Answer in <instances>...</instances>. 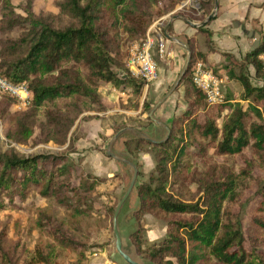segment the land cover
Here are the masks:
<instances>
[{"label": "trees", "instance_id": "obj_1", "mask_svg": "<svg viewBox=\"0 0 264 264\" xmlns=\"http://www.w3.org/2000/svg\"><path fill=\"white\" fill-rule=\"evenodd\" d=\"M181 1L56 0V13L34 12L29 1L20 14L10 0H0V77L11 84H23L30 94L26 109L7 113L15 98L0 93V119L8 121L4 137L23 143L36 125L41 141L62 144L76 115L104 110L97 93L100 81L129 86L133 94H139L143 80L131 76L124 67V49L143 38L150 23ZM210 4L211 0H199L196 8L188 11L198 12L196 18L202 21ZM178 14L189 13L180 10ZM203 33L209 36L206 30ZM204 43L206 50H212L208 39ZM263 47L264 40L241 62L229 61L222 66L226 77L239 83L241 93L237 99L225 94L221 103L210 106L216 107L217 113L209 117L211 108L188 72L189 64L197 57L202 59L203 53H194L187 43L189 61L181 78L185 109L168 123L164 140L132 137L135 146L140 142L150 146L154 162L147 179L132 186L138 210L159 213L165 220L164 237L142 250L138 230L132 233L135 250L149 260L158 264H204L210 259L217 264H264V177L253 176L254 168H264V71L256 58ZM247 66L260 78V84H251ZM219 68L212 70L217 73ZM142 109L149 106L143 102ZM212 156H238L242 164L231 172L212 161ZM192 160L202 168L191 174L196 198L182 193ZM70 177L65 152L21 154L12 147L0 148V210L11 206L14 198L24 200L33 190L75 215L84 214L79 204L93 191V182L85 179L73 187ZM250 184L255 186L256 201L245 235L241 214L248 201H240V195ZM234 204L239 211H232ZM39 217L43 220L37 221L38 226L56 244L79 247L61 219L45 213ZM2 237L4 232L0 231V264H16L4 251ZM51 250L35 245L30 259L22 264H51Z\"/></svg>", "mask_w": 264, "mask_h": 264}, {"label": "rangeland", "instance_id": "obj_2", "mask_svg": "<svg viewBox=\"0 0 264 264\" xmlns=\"http://www.w3.org/2000/svg\"><path fill=\"white\" fill-rule=\"evenodd\" d=\"M29 1H31L34 12L56 13L54 6L56 0H10L14 11L20 14H23L22 7ZM212 10L213 2L211 0L210 12ZM161 17L150 23L145 34L147 32L150 34L149 29L153 24L160 29L161 25L158 23L161 21ZM205 18L206 16L203 17V20ZM253 28L259 32L260 43L264 40V27L258 25ZM144 36L140 40L128 43L124 49L126 55L122 59V63L129 74L135 78L141 77L130 73L127 67V58L132 46L143 40ZM206 39L209 40V36ZM156 51V46L153 45L151 55L156 65V78L154 80L150 82L143 81L140 92L137 95L133 94L129 86L120 84L113 86L110 83L100 81L97 86V93L104 110H85L76 115L62 144L54 143L51 140L41 141L39 128L36 125L32 127L31 134L25 142L15 143L9 141L4 137L8 121L0 119L1 149L12 147L21 154L65 152L66 160L71 165V186L76 187L80 181L85 179L89 183L93 182V191L85 195L79 204L80 209L85 211L81 215L71 213V211L57 205L53 200L41 197L33 190L29 192L24 200L14 198L11 206L7 204L5 209L0 210V231L4 232V237H2L4 251L16 264H22L27 259H30L35 245H40L47 250L52 248L49 256L51 264H129L115 250L111 219L113 208L117 205L115 229L119 237L121 251L137 264H158L153 260H149L144 253H138L131 240L132 233L138 230L139 246L142 250L151 244H157L165 235L164 218L159 213L139 211L138 201L133 189L134 185L147 179L148 173L153 168L154 162L151 149L144 142H140L138 146H135L132 137L136 138V135L131 131H120V129L131 128L152 139L161 138L164 136L165 130L148 117V111L159 101L153 109L151 117L159 123L168 126L172 118L181 113L186 107V101L183 98L182 76L173 91L163 98V95L167 93L181 70L185 60V52L182 51L180 61L171 74L167 69L169 64L166 61H160V57L165 55L164 50L162 53ZM156 55L160 57H156ZM242 59L237 61L241 62ZM160 64L165 65L164 69H160ZM233 70L237 72V66ZM248 73L249 81L252 85L260 84V78L254 76L252 68L251 72ZM165 76L168 77L165 78ZM222 91L223 95L228 93L234 99H237L241 93V86L236 80L225 81V83L223 82ZM143 102L149 106L148 110L142 109ZM17 106V101L14 99L7 108V113L19 112L27 108H18ZM210 108L211 111H209L208 115L209 117H214L217 109L216 107ZM224 112L225 110L221 112V115ZM262 116L264 118V111ZM37 118L41 119L40 115H37ZM118 131L119 133L111 145V151L122 159L134 164L137 169L133 187L120 204L118 201L126 190L130 179L131 165L127 162H118L104 153L108 141ZM247 156H249V153H247ZM212 161L222 164L231 172H236L242 164L238 156H212ZM200 167L199 163L192 160L188 184L185 188H182V193L186 196H192L193 198L198 196L196 185L191 181V174H198L202 169ZM253 176L264 177V168H254ZM92 177H100L102 179L98 181ZM244 181L248 182V179ZM254 189L255 186L253 184L245 186L242 188L240 195V201H248L241 214L245 235L248 233L247 222L250 209L256 201L253 196ZM232 211H239V207L234 204ZM39 213H45L61 219L64 222L63 226L67 233L80 243L79 247L77 249H69L56 244L46 234L44 228L38 226L37 221L39 219L43 220L42 217H39ZM204 264L217 263L210 259Z\"/></svg>", "mask_w": 264, "mask_h": 264}, {"label": "crops", "instance_id": "obj_3", "mask_svg": "<svg viewBox=\"0 0 264 264\" xmlns=\"http://www.w3.org/2000/svg\"><path fill=\"white\" fill-rule=\"evenodd\" d=\"M197 2L198 0H183L161 17L158 23L161 25L160 29L157 25H151L149 35L161 39L165 52L164 56L156 55V57H160L161 62L166 61L169 64L167 69L172 74V70L174 72L180 61L182 51L185 54L188 51V43L194 53H203L201 60L205 64L210 67H220L217 73L224 83L231 82L232 79L226 77L222 66L227 65L229 61L243 58L250 52L256 38L257 44L259 43V32L253 27L258 25L264 27V0H217L213 18L203 25H200L201 21L196 18L198 12L188 11L190 8H196ZM180 10L188 12L190 16L178 14ZM198 27L201 30H198ZM203 30L209 33L212 46L210 51L206 50ZM159 67L162 70L165 65L160 64ZM251 68L247 66L248 72H251Z\"/></svg>", "mask_w": 264, "mask_h": 264}, {"label": "built area", "instance_id": "obj_4", "mask_svg": "<svg viewBox=\"0 0 264 264\" xmlns=\"http://www.w3.org/2000/svg\"><path fill=\"white\" fill-rule=\"evenodd\" d=\"M155 45L159 53L163 51L161 39L145 34L144 39L135 43L127 58V67L132 75H139L143 81L150 82L156 78V65L152 59L151 49ZM264 71V47L256 56ZM191 83L203 95L208 106L219 104L223 101V79L218 73H214L212 67L201 59L195 58L188 66ZM0 93L14 97L18 108L29 106L30 94L23 84H11L0 77Z\"/></svg>", "mask_w": 264, "mask_h": 264}, {"label": "water", "instance_id": "obj_5", "mask_svg": "<svg viewBox=\"0 0 264 264\" xmlns=\"http://www.w3.org/2000/svg\"><path fill=\"white\" fill-rule=\"evenodd\" d=\"M216 8H217V0H214V1H213V10H212V11L206 16V18H205L204 20H202L199 24H200V25H203L206 21H208L209 18L212 17V16L214 15ZM172 18H173V17H172ZM257 45H258V44H257V38H256V41L253 43V46L251 47L250 51L254 50V49L257 47ZM188 61H189V52L187 51V52H186V55H185V60H184V63H183V65H182V67H181L180 72L178 73V75H177L175 81L173 82L172 86L169 88V90L167 91V93H165V94L163 95V98L167 97V96L173 91V89L177 86V84L179 83V80H180L181 76H182V75L185 73V71L187 70ZM163 98H162V99H163ZM158 103H159V101H157V102L154 104L153 108H151V109L148 111L147 115H148V117H149L150 119H152L155 123L161 125L162 128L166 131L165 135H164L161 139H152V138H150V137H147V136L143 135V134L140 133L139 131L134 130V129H131V128L120 129V131H122V130H123V131H131V132L134 133L135 135H138V136H140V137H142V138H144V139H146V140H148V141H152V142H160V141L164 140V139L167 137L168 132H169V131H168V130H169L168 127H167L166 125H164V124L159 123L158 121H156L155 119H153V118L151 117L152 111H153V109L157 106ZM123 131H122V132H123ZM118 133H119V131H118L117 133H115L114 135H112V137H111L110 140L108 141L107 147H106V149H105V154L111 156L114 160H116V161H118V162H127V163H129V164L131 165V169H130V173H129V175H130V179H129V182H128V184H127L126 190L124 191L123 195L121 196V198H120L119 201H118L119 204H120V203L126 198V196L129 194V191H130L131 188H132V185H133V183H134V181H135V177H136L137 169H136V167H135L134 164H131V163L128 162V160H126V159H122L120 156L114 154V153L111 151V145H112L113 141L115 140V138H116V136H117ZM116 205H117V204H116ZM116 205H115V206H116ZM117 209H118V205H117L116 207H114V211H113L112 219H111V220H112V224H113V225H112V229H113V231H114L115 250H117V252L123 257V259H124L127 263H129V264H137V263H135L134 261H132V260L130 259V257H128L127 255H125V254L121 251L119 237H118L117 232H116V229H115V215H116V211H117Z\"/></svg>", "mask_w": 264, "mask_h": 264}]
</instances>
